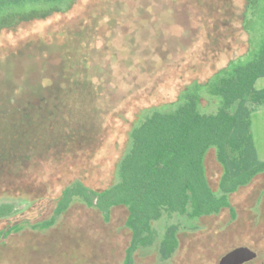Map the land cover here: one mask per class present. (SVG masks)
I'll return each mask as SVG.
<instances>
[{
	"label": "rangeland",
	"instance_id": "obj_1",
	"mask_svg": "<svg viewBox=\"0 0 264 264\" xmlns=\"http://www.w3.org/2000/svg\"><path fill=\"white\" fill-rule=\"evenodd\" d=\"M263 40L264 0H80L66 14L3 30L0 206L14 207V215L0 219V233L21 225L5 239V255L33 254L42 264L92 258L94 252L83 246L82 251L62 246L64 233L95 242L100 254L92 259L98 264H125L119 246L129 242L123 206L106 218L75 200L52 227L40 225L55 216L65 188L80 182L102 191L117 182L133 123L176 102L192 84L206 83L229 65L251 62ZM256 89H264V78ZM202 106V113L217 111L207 98ZM251 119L264 161V108ZM215 160L211 151L206 165L213 188L220 174ZM261 201L264 174L232 196L238 219L229 209L197 221L166 216L154 222V229L158 233L179 225L181 250L161 262L153 247L148 256H135V264H178L191 259L193 244L208 251L207 264L244 243L264 255V242L253 235L257 223L264 225L258 214ZM10 258L0 257V263L12 264Z\"/></svg>",
	"mask_w": 264,
	"mask_h": 264
},
{
	"label": "trees",
	"instance_id": "obj_2",
	"mask_svg": "<svg viewBox=\"0 0 264 264\" xmlns=\"http://www.w3.org/2000/svg\"><path fill=\"white\" fill-rule=\"evenodd\" d=\"M79 1L0 0V34L16 30L24 22L66 14ZM228 67L206 83L196 82L184 89L176 102L133 123L130 149L119 162L117 182L102 191L80 182L65 188L57 200L55 216L40 227H52L75 200L106 217L112 207L124 206L130 213L127 226L133 231L134 251L152 243L153 223L166 216L197 221L229 208L235 217L230 196L264 174L251 119L256 109L264 107V89H256L257 81L264 78V40L251 62ZM205 98L217 108L215 113H202ZM211 151L220 167L216 188L210 183L206 165ZM13 215L14 207L0 206V219ZM9 226L5 237L21 229L20 223ZM178 228L176 224L167 228L161 248L164 258L177 246Z\"/></svg>",
	"mask_w": 264,
	"mask_h": 264
},
{
	"label": "flooded vegetation",
	"instance_id": "obj_3",
	"mask_svg": "<svg viewBox=\"0 0 264 264\" xmlns=\"http://www.w3.org/2000/svg\"><path fill=\"white\" fill-rule=\"evenodd\" d=\"M245 187H247V186H245ZM245 187L240 188L238 191H240L241 189H243ZM238 191L236 193H238ZM236 193H234V194H236ZM234 194H232L230 196V203H231L232 207H233V204H232V196ZM258 198H260V197H257L256 199H258ZM261 202L260 203H261L262 207L260 206L261 208H260V211L258 213V214H260L259 221L264 220V207H263V202L264 201H261ZM116 207H122V206H114V207L111 208V210L114 209V208H116ZM247 208L248 209H245V211L250 216V213H253V212L251 211L250 206H248ZM227 209H229V208H225L221 212H223L224 210H227ZM233 209H234V207H233ZM111 210H110V212L112 213ZM229 210L231 211V209H229ZM109 213L107 214V217H108ZM231 213H232V211H231ZM235 215L236 216L234 217V215L232 214V218L233 219H235V218L238 219L239 217H237L238 215L236 213V210H235ZM129 216H130V213L127 212L126 213V218L124 217V225H125V229H126V230H124V236L125 237H128L129 242H128V244L126 246L119 245V246H122L121 251H124V262H125V264H135V261H134V257L135 256H139V254H143V252H145L144 254H146L148 256V254H150L149 253L150 252V248L153 249V247L156 248V251H157L156 253H157L158 257H159V261H161V262L171 261V259L181 250V243H180V237H179V235H180L182 229L179 227L178 230H177V232H176V234H175V237H176V240H177V246L174 249V251L171 254V256H169L168 258H164L163 254L161 253V248L163 247V242L165 240V234H166L167 228L164 229V231H162V232L160 231V232L157 233V231H155V229H154V223H153L152 230L154 232V235H153V238H152L153 239L152 243L150 245H148V246H144V247L143 246H140V247L136 248L134 251H132L131 249L133 248V239H134V237H133V231H132V229H130L127 226V221H128ZM204 217H206V216H204ZM201 218H203V217H201ZM1 219H4V218H1ZM240 219H241V217H240ZM161 220H159V221H161ZM159 221H156V222H159ZM9 227L5 228L0 233V257L2 259H4V260H6L8 257H14V259L13 258H10V261H12V264H42V263L36 261L35 256L33 254H30L28 257H22V256H20L21 254H19L16 251V252H12L11 254H6L5 255V253H6L5 249L7 247L5 245V239H7L10 235L16 233V232H12L8 236L5 237L4 236V231L6 229H8ZM191 228H194V227H191ZM242 228H244V227L241 226V229ZM243 230H246V229L244 228ZM253 235H256L257 236V242L259 244L262 241L264 242V225L261 226L259 223H257L256 232ZM62 236H63V242H65V244L62 242V246H65L66 245L68 248L74 247L78 251H82V246H83L84 248H87L88 250L94 252L92 258L95 255H99L100 254L99 251L97 249H95L96 248L95 242L90 243L88 240H85V239H83V241H82L80 238H72L71 236H69V234H64V233L62 234ZM70 241H72V242H70ZM243 247L244 248L245 247L246 248H249L252 252H254L256 254V257L254 259H251L249 261H246V262H244L242 264H254L256 262H260L261 264H264V255H262L260 253V251L257 250V248L255 246L254 247L253 246H250L247 243L236 245L234 248L228 250L226 253H224L223 255H221L219 258L217 257V259L215 260V262H213L211 264H220L221 263V260L227 254H229L230 252H232V251H234V250H236L238 248H243ZM115 252H117V247H116ZM188 252H189V254H192L191 259H187L185 261H184V259L183 260H180V261L177 262L178 264H181V263L182 264H207L208 262H210L211 257H210V254L208 253V251L207 250H202V251L198 250L197 249V245H195V244H193L192 250L189 248ZM92 258H88L85 261L84 260H80V259L78 261L72 260V262L60 261L59 264H98L99 263V261L97 259H92ZM0 264H5V263H0Z\"/></svg>",
	"mask_w": 264,
	"mask_h": 264
},
{
	"label": "water",
	"instance_id": "obj_4",
	"mask_svg": "<svg viewBox=\"0 0 264 264\" xmlns=\"http://www.w3.org/2000/svg\"><path fill=\"white\" fill-rule=\"evenodd\" d=\"M256 254L252 252L249 248H238L229 254H227L220 264H242L246 261L254 259Z\"/></svg>",
	"mask_w": 264,
	"mask_h": 264
},
{
	"label": "crops",
	"instance_id": "obj_5",
	"mask_svg": "<svg viewBox=\"0 0 264 264\" xmlns=\"http://www.w3.org/2000/svg\"><path fill=\"white\" fill-rule=\"evenodd\" d=\"M260 108H264V107H260ZM259 109V108H258ZM257 110V109H256Z\"/></svg>",
	"mask_w": 264,
	"mask_h": 264
}]
</instances>
